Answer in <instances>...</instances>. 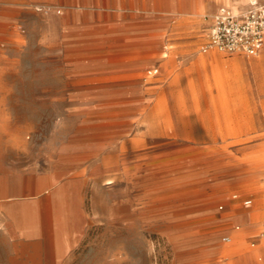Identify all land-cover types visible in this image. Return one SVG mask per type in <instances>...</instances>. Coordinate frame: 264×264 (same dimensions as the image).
<instances>
[{"label":"rangeland","instance_id":"1","mask_svg":"<svg viewBox=\"0 0 264 264\" xmlns=\"http://www.w3.org/2000/svg\"><path fill=\"white\" fill-rule=\"evenodd\" d=\"M246 1L95 0L86 9L100 15L78 18L77 37L62 55L49 48L63 8L45 0L24 1L15 13L0 7V167L14 161L44 169L76 161V144L92 148L83 217L63 194L47 209L51 244L73 233L72 247L51 264H176L184 251L197 254L229 234L236 222L228 217L245 209L236 203L221 213L218 206L227 210L232 193L254 192L231 189L229 179L264 180L255 176L264 168V89L255 85L264 64L239 67L254 85L246 110L232 101L241 93L231 86L239 70L227 60L262 49L220 52L225 61L202 72L196 95L186 86L192 75L181 72L200 53L204 16ZM137 62L136 75L120 70ZM178 75V85L170 84ZM167 123L175 136L164 133ZM2 244L0 264H9ZM232 249L234 257L253 248L241 237Z\"/></svg>","mask_w":264,"mask_h":264},{"label":"crops","instance_id":"2","mask_svg":"<svg viewBox=\"0 0 264 264\" xmlns=\"http://www.w3.org/2000/svg\"><path fill=\"white\" fill-rule=\"evenodd\" d=\"M24 1L27 0H0V7L3 6L6 10L15 13L20 11V7L23 6L22 2ZM45 1H50L54 6L63 8L62 14L55 17L57 27L54 34V42H52L53 44L49 48L56 55H62L64 53L63 45L68 42V39L77 37V32L80 30L78 25L79 17H83L82 22L87 23L100 15L92 10L86 9L98 6L95 0ZM257 1L264 3V0ZM246 2L242 5H245ZM219 6H216L210 14L204 16L203 41L200 46L207 39L208 17ZM70 7H83L85 9L79 12V10L67 9ZM200 46V53L195 54L191 59L193 64L184 66L181 74L183 73L188 77L192 75L201 81L203 71L207 75L210 66L225 61V59L222 58L221 51L213 48L201 51ZM261 49V53L257 57L248 58L239 55L229 58L227 62L239 67L248 65L251 69L253 67H261L264 64V45H262ZM67 53L66 51L65 54ZM163 56L167 58L168 54L166 53ZM141 65L138 62L133 65L124 64L121 65L120 70L127 72L125 75L129 77L140 72L141 69L139 67ZM196 66L200 68V72L196 69ZM239 67H237L236 72H238ZM56 70L61 71L62 68L59 67ZM77 70L75 69L73 72ZM154 70L156 72L158 71L156 68L150 71L154 73ZM194 70L196 73L198 71L196 76L193 75L195 73ZM186 71L187 73H185ZM240 72L241 70L238 72L239 77L232 82L231 86L240 88L241 93L232 101L238 103L240 109L245 108L247 110L248 104L255 102L254 96L252 95V87L254 85L252 84L253 81L249 78H241ZM176 77H174L170 84L178 85L176 84ZM255 85L261 92L264 89V80H257ZM205 86H211V84L207 83ZM206 97L205 100L207 102L214 104L217 101L212 95H206ZM217 110L218 108L213 106L214 113H217ZM164 130L166 135L176 134L173 127L168 123L164 127ZM75 147L79 151V158L73 162L66 160L65 162H57L48 168L36 169L27 167L25 164L16 167L14 161H7L6 165L0 167V238L3 242L5 258L9 264H51L62 258L72 247L70 246L71 236H73L72 232L59 241L55 240L54 245L51 244L47 232L46 213L51 201H57L60 194H63L67 199V202L65 201L67 208L73 210L74 214L78 217H83L84 215L82 213L81 202L83 198L82 194H88V177L91 165L87 163L92 148L91 144L88 143L76 144ZM152 164L154 162H148L146 165ZM83 170L85 174H82ZM261 175L264 176V168L255 173L256 177ZM229 180L231 182V189H236L240 192L254 190V192L246 195L238 193L230 194L227 199L229 202L228 209L223 210V205H219V211L221 213L229 211L230 207L236 203L245 210L228 217L230 221L236 222L233 227L227 230L229 234L222 235L218 241L207 243L197 254H193L191 251H184L176 264H194L197 261L195 258L196 255L199 256L198 262L202 264H264V239H260L257 236L261 222L264 220V194H260L261 192L259 191L264 186V180L247 182V180L243 181V178L239 176H232ZM233 194H237L238 199H233ZM244 199H250L251 204L244 205L242 203ZM218 217L219 220L223 219L222 216ZM224 237H228L229 241H224ZM241 237L246 238L249 246L253 249L231 257L230 254L235 253L232 248H234ZM256 257H258L259 262L255 261Z\"/></svg>","mask_w":264,"mask_h":264},{"label":"built area","instance_id":"3","mask_svg":"<svg viewBox=\"0 0 264 264\" xmlns=\"http://www.w3.org/2000/svg\"><path fill=\"white\" fill-rule=\"evenodd\" d=\"M208 20L207 39L200 46L201 51L213 48L229 54L256 55L264 45V3L248 0L241 6L220 5ZM232 198L238 199V195L233 194ZM242 203L250 205L251 200L244 199ZM257 236L264 239V220Z\"/></svg>","mask_w":264,"mask_h":264},{"label":"bare ground","instance_id":"4","mask_svg":"<svg viewBox=\"0 0 264 264\" xmlns=\"http://www.w3.org/2000/svg\"><path fill=\"white\" fill-rule=\"evenodd\" d=\"M241 6V5H240ZM193 64V63H192ZM239 67V66H238ZM183 71V70H182ZM185 73H187V71L185 72ZM197 73H198V71H197ZM183 74V73H182ZM201 74V73H200ZM240 74V73H239ZM179 76V75H178ZM177 78V80H176V82H178V80H179V78H180V76L179 77H176ZM242 78V77H241ZM174 79V78H173ZM197 81H200V80H198L196 77H194V76H192L191 78H189L188 79V83L186 84V86H187V89H189L190 91H191V93H193V94H197V92H196V88L198 87V84H197ZM244 90V89H243ZM240 92H241V90H240ZM245 92V91H244ZM247 92V94H249L248 93V91H246ZM182 93V90H181V92H179V94H181ZM243 94V93H242ZM182 96V95H181ZM243 96V95H242ZM245 96H246V94H245ZM158 100V99H157ZM159 101V100H158ZM161 102V101H160ZM158 104V103H157ZM162 105V104H161ZM162 107V106H161ZM178 109H179V111H180V113H185L186 111H187V107H186V105L184 104V101L182 100V99H180L179 100V103H178ZM159 110V109H158ZM164 110H165V108H164ZM216 110V109H215ZM161 112V111H160ZM208 117V116H207ZM170 119V118H169ZM205 119V118H204ZM167 121V120H166ZM172 121V120H171ZM205 121V120H204ZM208 123V122H207ZM163 124V123H162ZM164 130V129H163ZM164 132H165V130H164ZM175 132V131H174ZM168 134H169V132H168ZM172 134V133H171ZM175 136V135H174Z\"/></svg>","mask_w":264,"mask_h":264}]
</instances>
